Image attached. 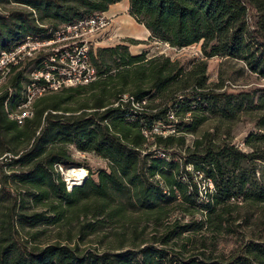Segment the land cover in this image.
Here are the masks:
<instances>
[{
  "label": "rangeland",
  "instance_id": "obj_1",
  "mask_svg": "<svg viewBox=\"0 0 264 264\" xmlns=\"http://www.w3.org/2000/svg\"><path fill=\"white\" fill-rule=\"evenodd\" d=\"M128 6L129 0H0V264H162L140 250L217 256L264 240L260 205L250 220L245 209H234L230 230L206 224L159 243L167 224L205 219V212L181 202L151 211L137 206L129 173L103 134V116L118 103L115 70L88 83H58L62 67L73 73L81 68L77 47L83 44L90 63V52L117 45H128L132 54H164L185 66L203 57L201 43L178 49L149 40ZM101 14L109 20L103 32L72 27L78 18ZM207 63L209 84H222L230 94L264 92V79L243 71L242 62L215 56ZM144 106L132 100L128 105L136 111ZM262 123L264 110L248 108L220 130L240 150L255 148L264 156V138L247 143L264 134ZM254 167L264 185V157ZM82 169L85 179H73L70 187L69 172ZM194 175L205 198L214 185Z\"/></svg>",
  "mask_w": 264,
  "mask_h": 264
},
{
  "label": "trees",
  "instance_id": "obj_2",
  "mask_svg": "<svg viewBox=\"0 0 264 264\" xmlns=\"http://www.w3.org/2000/svg\"><path fill=\"white\" fill-rule=\"evenodd\" d=\"M129 14L150 32L149 40L178 49L201 43L203 55L185 66L164 54L149 57L147 50L132 54L128 45L89 54L96 77L115 70L118 103L103 116V134L129 173L134 201L150 211L181 202L205 212V219L167 224L163 245L206 224L232 229L234 209H245L250 220L264 205V185L254 167L264 156L255 148L240 150L220 129L248 108L264 110V92L230 94L222 84H209L206 73L207 60L218 56L242 62L243 71L264 79V0H129ZM131 100L145 102L144 109H129ZM263 138L253 135L247 143ZM195 173L214 185L205 198ZM140 253L162 264H264V240H248L228 255L182 257L148 246Z\"/></svg>",
  "mask_w": 264,
  "mask_h": 264
},
{
  "label": "built area",
  "instance_id": "obj_3",
  "mask_svg": "<svg viewBox=\"0 0 264 264\" xmlns=\"http://www.w3.org/2000/svg\"><path fill=\"white\" fill-rule=\"evenodd\" d=\"M109 25V20L108 17L105 16L104 14L101 15H95L91 16L82 20H79L76 24L72 25V27L76 26H83V28H87V31L89 33L96 34L98 32H103L107 29ZM78 53L79 55H83V58H79V61L81 62L80 67L76 72H72L70 69H66L62 67L63 70L60 72L56 73L57 74V79L58 83L60 84L61 82L60 79L62 80V83L65 84H77V83H88L92 81L95 78V71L94 68L91 66L90 62L87 61V58L84 56L83 49H85L84 44L80 45V48H78ZM54 79V76H52Z\"/></svg>",
  "mask_w": 264,
  "mask_h": 264
},
{
  "label": "bare ground",
  "instance_id": "obj_4",
  "mask_svg": "<svg viewBox=\"0 0 264 264\" xmlns=\"http://www.w3.org/2000/svg\"><path fill=\"white\" fill-rule=\"evenodd\" d=\"M69 176L70 179H67L66 181H68V185L71 187V185L76 184L74 180L80 181L85 179L86 174H85V170H80V171H70L69 172Z\"/></svg>",
  "mask_w": 264,
  "mask_h": 264
},
{
  "label": "crops",
  "instance_id": "obj_5",
  "mask_svg": "<svg viewBox=\"0 0 264 264\" xmlns=\"http://www.w3.org/2000/svg\"><path fill=\"white\" fill-rule=\"evenodd\" d=\"M128 10H129V6H128ZM129 17L130 18H132V19H134L130 14H129ZM135 20V19H134ZM146 31H147V37L149 38V36H150V32L146 29ZM139 53H141L140 51L139 52H137V54H139Z\"/></svg>",
  "mask_w": 264,
  "mask_h": 264
}]
</instances>
